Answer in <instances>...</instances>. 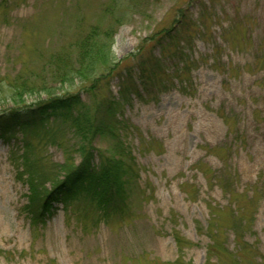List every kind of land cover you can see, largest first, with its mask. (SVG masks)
I'll return each instance as SVG.
<instances>
[{"label": "rangeland", "instance_id": "rangeland-1", "mask_svg": "<svg viewBox=\"0 0 264 264\" xmlns=\"http://www.w3.org/2000/svg\"><path fill=\"white\" fill-rule=\"evenodd\" d=\"M139 1L118 26L113 52L120 65L99 82L96 103L119 97L120 74L140 75L128 57L154 34L177 29L184 11L198 20L211 9L216 18L203 14L201 34L178 45L191 62L186 85L174 79L158 100L144 93L123 101L118 118L129 128L95 140L97 164L101 154L124 164L120 213L104 222L86 199L36 219L22 137L0 140V264H264V0ZM107 2L12 0L8 10L0 8V114L48 98L27 95L17 105L15 77L41 73L45 50L59 52L82 38ZM172 45L157 72L168 80L178 51ZM150 52L161 55L159 48ZM144 68L151 77L153 68ZM88 86L76 82L56 92H77L89 102ZM54 137L63 147L32 140L44 179L35 189L43 196L81 163L80 139L70 130Z\"/></svg>", "mask_w": 264, "mask_h": 264}, {"label": "trees", "instance_id": "trees-1", "mask_svg": "<svg viewBox=\"0 0 264 264\" xmlns=\"http://www.w3.org/2000/svg\"><path fill=\"white\" fill-rule=\"evenodd\" d=\"M125 1L109 0L100 13L99 24L81 32L82 38L77 39L70 47L49 54L46 53L51 49L49 46L45 50V55L48 56L42 61L41 73L31 72L32 74L28 75L22 71L14 79V92L11 98L17 105L23 103L27 95L44 93L48 96L36 106L12 108L0 114V140L10 143L11 140L22 137L24 149L21 157L24 161V170L30 174L28 180L35 195L33 204L38 207L33 212L36 219L51 217L56 205L69 206L86 199L97 204L99 216L104 222H110L120 213V203L125 200L127 186L123 172L124 164L122 159L105 157L101 153V162L97 164L95 140L107 135L115 137L123 126L124 129L129 128L125 126L124 121L119 120L118 112L123 109V103L132 99L131 97L142 99V95L147 93L158 100L161 93L169 91L175 85L174 79L183 87L186 85L187 82L183 77L186 70L188 71L186 76L190 73L191 62L178 45L182 43L189 45L196 35L201 34V29L202 31L204 29L199 25L204 20L205 13L211 15L212 20L216 18V15L212 16L211 9L205 13L202 10L198 20L190 16L189 10L184 11L177 22L179 25L177 29L163 30L154 34L140 45L135 55L128 57L137 61L140 75H136L130 69L120 74L119 97L104 98L100 103H96V99L99 98L97 93L99 82L108 81L120 65L113 52L118 26L126 23L137 5H141L139 0H128L131 3L127 2L126 5ZM11 5L12 0H0V8L4 7L8 10ZM201 5L205 7L204 3ZM104 19L110 20L111 23L107 28L102 29L100 23ZM171 45L178 51L169 60L174 69L167 74L168 80V78L163 79V76H159L157 72L166 68L165 53L171 52ZM154 48L161 50L160 57L152 56L150 51ZM177 63H182V68H179ZM147 65L153 68L149 78L144 76V67ZM76 82L89 84L85 88L90 96L89 102H85L77 92L63 94L56 92L58 86H73ZM170 85L172 86L169 87ZM152 89L155 91L150 92L149 90ZM68 130L80 139L76 151L80 155L81 163L79 166H72L65 179L56 183L47 195H40L35 188H39L37 184H42L44 179L36 170L39 167L32 159L31 152L34 154L35 150L32 140L49 138L58 144L57 141H53L54 135L62 131L67 133ZM58 146L63 147L60 143Z\"/></svg>", "mask_w": 264, "mask_h": 264}]
</instances>
